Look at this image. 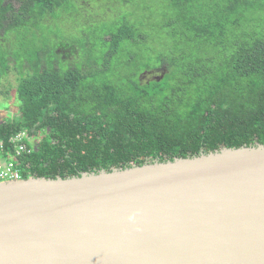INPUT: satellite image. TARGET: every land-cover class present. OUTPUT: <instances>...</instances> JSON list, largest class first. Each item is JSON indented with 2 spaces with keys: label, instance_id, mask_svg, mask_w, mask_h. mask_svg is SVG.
I'll list each match as a JSON object with an SVG mask.
<instances>
[{
  "label": "trees",
  "instance_id": "1",
  "mask_svg": "<svg viewBox=\"0 0 264 264\" xmlns=\"http://www.w3.org/2000/svg\"><path fill=\"white\" fill-rule=\"evenodd\" d=\"M165 1L173 43L139 73L132 47L144 43L146 19L124 15L104 32L101 68L88 54L65 68V43V53L34 43L37 21L71 6L88 10L73 0H0V82L12 67L17 82L15 109L0 120V157L13 159L22 179L264 145V0ZM20 132L27 151L17 153Z\"/></svg>",
  "mask_w": 264,
  "mask_h": 264
},
{
  "label": "water",
  "instance_id": "2",
  "mask_svg": "<svg viewBox=\"0 0 264 264\" xmlns=\"http://www.w3.org/2000/svg\"><path fill=\"white\" fill-rule=\"evenodd\" d=\"M0 264H264V145L1 181Z\"/></svg>",
  "mask_w": 264,
  "mask_h": 264
},
{
  "label": "rangeland",
  "instance_id": "3",
  "mask_svg": "<svg viewBox=\"0 0 264 264\" xmlns=\"http://www.w3.org/2000/svg\"><path fill=\"white\" fill-rule=\"evenodd\" d=\"M75 5L88 11H77L73 6L69 11H56L55 16L48 13L45 17L52 20L50 22L37 21L38 38L34 41L37 45H51V50L55 48L58 53H65L60 49V41L68 47L66 49L67 57H62L65 68L69 64L80 65V61L85 54L93 56L96 60V66L101 68L105 63V46L102 41L104 32L111 30L118 25L122 16L144 18L148 21V26L142 27V31L146 34L143 44H137L132 50L138 53L134 68L140 69L139 73L145 72V67L154 68L158 66L159 53L166 54L169 45L173 43L169 36L165 34V30L173 31V24L163 26L172 20L173 10L170 9V2L165 0H73ZM227 2H222L224 6ZM204 10V9H203ZM214 8L209 9V13H214ZM46 58H51V52L45 50ZM18 57V54L15 53ZM66 59V60H65ZM79 59L78 62H76ZM84 59V58H83ZM118 56L113 61L117 62ZM14 65L13 63L11 66ZM19 68V62L16 64ZM27 70V67L24 66ZM15 69L3 75L0 82V120L7 113H12L15 109L17 95L13 87L17 82L14 74ZM27 72V71H26ZM20 74V71L18 72ZM160 75V70H152L141 77L145 79H153ZM10 107L6 109V107ZM33 141L36 142L34 139ZM34 142V143H35ZM1 158V157H0Z\"/></svg>",
  "mask_w": 264,
  "mask_h": 264
},
{
  "label": "built area",
  "instance_id": "4",
  "mask_svg": "<svg viewBox=\"0 0 264 264\" xmlns=\"http://www.w3.org/2000/svg\"><path fill=\"white\" fill-rule=\"evenodd\" d=\"M28 138L25 132L19 133L14 137V142L17 144V153L27 151V147L23 142L24 139ZM21 179V170L17 166L16 162L10 159L0 158V181L7 180H19Z\"/></svg>",
  "mask_w": 264,
  "mask_h": 264
},
{
  "label": "clouds",
  "instance_id": "5",
  "mask_svg": "<svg viewBox=\"0 0 264 264\" xmlns=\"http://www.w3.org/2000/svg\"><path fill=\"white\" fill-rule=\"evenodd\" d=\"M20 133H22V132H20ZM18 135V134H17ZM14 139V138H13ZM14 141V140H13ZM22 179V178H21ZM7 181H9V180H7ZM1 182V181H0Z\"/></svg>",
  "mask_w": 264,
  "mask_h": 264
}]
</instances>
